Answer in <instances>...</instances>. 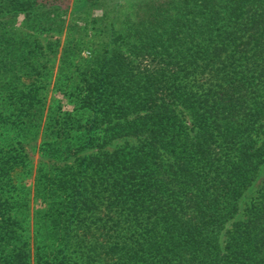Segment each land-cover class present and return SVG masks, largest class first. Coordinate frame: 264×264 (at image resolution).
I'll return each mask as SVG.
<instances>
[{
	"label": "trees",
	"instance_id": "1",
	"mask_svg": "<svg viewBox=\"0 0 264 264\" xmlns=\"http://www.w3.org/2000/svg\"><path fill=\"white\" fill-rule=\"evenodd\" d=\"M10 1L0 0V17H38L37 0ZM172 8L159 19L157 73L143 64L146 52L126 47L95 61L102 72L92 82L85 77L96 150L45 186L50 207L65 194L45 225L43 247L57 264H264V185L225 247L219 242L264 163V0H177ZM7 49L0 102L15 76ZM25 168L19 155L0 157L5 264H29V250L5 248L19 237L10 192Z\"/></svg>",
	"mask_w": 264,
	"mask_h": 264
},
{
	"label": "rangeland",
	"instance_id": "2",
	"mask_svg": "<svg viewBox=\"0 0 264 264\" xmlns=\"http://www.w3.org/2000/svg\"><path fill=\"white\" fill-rule=\"evenodd\" d=\"M24 1L27 0H17L18 7L26 5ZM175 1L37 0L38 17L27 11L12 13L10 10L2 14L0 47L14 49L13 56L6 58L12 62L15 76L12 75L11 91L0 102V113L5 120L16 119V122H0V157L11 152L26 163L23 172L14 174L16 190L10 192L19 237L4 246L6 251L20 246L29 250V264H57L54 254L43 247L48 237L45 225L50 223L49 214L61 207L59 202L65 194L55 198L50 207L52 198L48 197L45 186L48 178L61 174L65 165H76L96 150L90 141L94 113L81 100L89 94L85 77L92 82V74L102 72L99 62L95 61L126 47H140L146 52L143 64L148 65V72L157 73L158 52L155 51L161 47L159 19L174 15L172 3ZM13 7L8 5L9 9ZM154 77L158 81V74ZM25 112L29 115L25 116ZM258 140L264 141V134ZM84 141L88 146H83ZM123 142L122 138L113 140L104 149L111 151ZM13 147L15 150L10 149ZM263 185L264 163L240 198L238 212L220 233L222 248L228 242L232 223L247 218V208ZM4 261L6 256L0 253V264H5Z\"/></svg>",
	"mask_w": 264,
	"mask_h": 264
}]
</instances>
